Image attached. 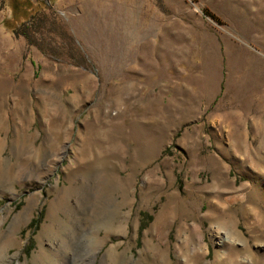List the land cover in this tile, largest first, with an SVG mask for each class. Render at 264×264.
<instances>
[{"label": "rangeland", "instance_id": "obj_1", "mask_svg": "<svg viewBox=\"0 0 264 264\" xmlns=\"http://www.w3.org/2000/svg\"><path fill=\"white\" fill-rule=\"evenodd\" d=\"M0 264H264V0H0Z\"/></svg>", "mask_w": 264, "mask_h": 264}, {"label": "trees", "instance_id": "obj_2", "mask_svg": "<svg viewBox=\"0 0 264 264\" xmlns=\"http://www.w3.org/2000/svg\"><path fill=\"white\" fill-rule=\"evenodd\" d=\"M204 15L208 18H210L212 21H214L215 23L217 24H220L219 23V20L212 14H209L207 12H204ZM27 24H22L21 26H19L18 28L14 29V34L17 35V36H22V37H25V33L23 31V29L26 27Z\"/></svg>", "mask_w": 264, "mask_h": 264}, {"label": "bare ground", "instance_id": "obj_3", "mask_svg": "<svg viewBox=\"0 0 264 264\" xmlns=\"http://www.w3.org/2000/svg\"><path fill=\"white\" fill-rule=\"evenodd\" d=\"M186 246V245H185ZM183 247H184V245H183Z\"/></svg>", "mask_w": 264, "mask_h": 264}]
</instances>
